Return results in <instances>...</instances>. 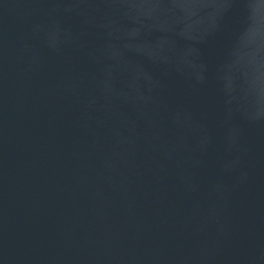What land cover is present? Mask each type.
Returning <instances> with one entry per match:
<instances>
[{
  "label": "water",
  "instance_id": "water-1",
  "mask_svg": "<svg viewBox=\"0 0 264 264\" xmlns=\"http://www.w3.org/2000/svg\"><path fill=\"white\" fill-rule=\"evenodd\" d=\"M0 264H264V0H0Z\"/></svg>",
  "mask_w": 264,
  "mask_h": 264
}]
</instances>
